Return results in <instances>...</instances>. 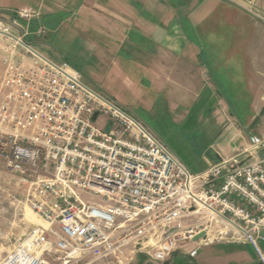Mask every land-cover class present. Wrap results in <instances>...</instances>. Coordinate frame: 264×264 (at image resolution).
I'll return each mask as SVG.
<instances>
[{"label": "built area", "instance_id": "1", "mask_svg": "<svg viewBox=\"0 0 264 264\" xmlns=\"http://www.w3.org/2000/svg\"><path fill=\"white\" fill-rule=\"evenodd\" d=\"M38 17L0 10V159L46 227L1 264H172L216 243L250 244L264 264V159L244 162L243 149L191 174L68 63L34 50Z\"/></svg>", "mask_w": 264, "mask_h": 264}, {"label": "crops", "instance_id": "2", "mask_svg": "<svg viewBox=\"0 0 264 264\" xmlns=\"http://www.w3.org/2000/svg\"><path fill=\"white\" fill-rule=\"evenodd\" d=\"M19 4L21 9L39 11L35 26L42 25L47 30L56 26V0H21ZM199 6L215 13L213 33H200L198 37L194 33L193 37L185 22L199 28L195 16ZM78 7L87 12L99 9L118 25L140 26L132 42H145L140 56L149 73L148 85L185 112L186 116L175 119L181 127L190 124L198 130L195 144L204 167L197 174L243 149L248 150L242 156L244 162L264 159V0H84ZM168 9L177 10V14L169 12L164 22L163 11ZM143 14L148 16L146 21L142 20ZM156 17L159 22L154 20ZM221 27L229 32H222ZM132 29L128 27L123 34L129 36ZM193 107L196 117L190 119ZM251 137L259 138L263 144L253 148ZM216 244L235 247L230 253L233 258H219L222 264H232L233 260L236 264H262L250 244ZM259 245L264 255V241ZM202 247L206 246L198 248L192 261ZM245 247L251 250L243 251ZM177 259L188 260L180 252L174 254L172 264ZM147 261L151 260L139 255L131 264H148Z\"/></svg>", "mask_w": 264, "mask_h": 264}, {"label": "rangeland", "instance_id": "3", "mask_svg": "<svg viewBox=\"0 0 264 264\" xmlns=\"http://www.w3.org/2000/svg\"><path fill=\"white\" fill-rule=\"evenodd\" d=\"M18 1L4 0L0 10L8 12L21 9V0ZM82 3L84 0H56V26L49 30L45 28L46 35L35 42L34 50L57 64L68 63L80 74L85 85L140 122L191 174L199 173L204 162L195 144L197 137L194 135L198 130L190 124L181 127L175 119L177 116L183 117L185 112L171 105L163 93L148 85L146 80L149 73L140 56L145 42H132L140 26L115 24L113 19L107 18L106 13L99 9L87 12L79 8ZM205 6L195 10L199 28L195 29L185 22L186 30L191 31L190 36L196 34L198 37L200 33L208 36L213 33L215 13ZM171 11L177 14V10L173 9L163 11L164 22ZM147 17L143 14L142 20L146 21ZM155 19L159 22V17ZM128 27L133 29L126 36L123 33ZM226 27H221L222 32H229ZM193 109L195 111L196 107L192 108L190 119L196 117ZM23 194L22 186L17 184L0 159V264L35 226L46 227L39 216L31 212L44 224L37 222L28 212L30 210L24 208ZM234 248L209 245L199 250L195 260L177 259L175 264H222L223 260L219 258L228 257ZM245 249L246 252L251 250L245 247L243 251ZM229 257L233 258L232 255ZM232 264H236L234 260Z\"/></svg>", "mask_w": 264, "mask_h": 264}, {"label": "water", "instance_id": "4", "mask_svg": "<svg viewBox=\"0 0 264 264\" xmlns=\"http://www.w3.org/2000/svg\"><path fill=\"white\" fill-rule=\"evenodd\" d=\"M246 1H251V0H246ZM96 117H97V114H95V115L93 116L92 120L94 121V120L96 119ZM203 236H204V234L202 233V234H200L199 236L195 237L194 240L196 241V240L202 238Z\"/></svg>", "mask_w": 264, "mask_h": 264}, {"label": "bare ground", "instance_id": "5", "mask_svg": "<svg viewBox=\"0 0 264 264\" xmlns=\"http://www.w3.org/2000/svg\"><path fill=\"white\" fill-rule=\"evenodd\" d=\"M32 216H34L35 217V219L37 220V222H40L41 224H44V223H42L36 216H35V214H33V213H31V211H28Z\"/></svg>", "mask_w": 264, "mask_h": 264}, {"label": "trees", "instance_id": "6", "mask_svg": "<svg viewBox=\"0 0 264 264\" xmlns=\"http://www.w3.org/2000/svg\"><path fill=\"white\" fill-rule=\"evenodd\" d=\"M35 27V25H32V28Z\"/></svg>", "mask_w": 264, "mask_h": 264}]
</instances>
